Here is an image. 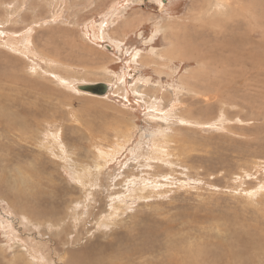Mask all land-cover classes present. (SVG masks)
<instances>
[{
  "label": "rangeland",
  "instance_id": "1",
  "mask_svg": "<svg viewBox=\"0 0 264 264\" xmlns=\"http://www.w3.org/2000/svg\"><path fill=\"white\" fill-rule=\"evenodd\" d=\"M237 1L0 0V264H264V0Z\"/></svg>",
  "mask_w": 264,
  "mask_h": 264
},
{
  "label": "bare ground",
  "instance_id": "2",
  "mask_svg": "<svg viewBox=\"0 0 264 264\" xmlns=\"http://www.w3.org/2000/svg\"><path fill=\"white\" fill-rule=\"evenodd\" d=\"M225 1V3H222L221 1H219V0H216V3H215V7H217V6H219V5H217V4H220L221 6H225L226 8H228L229 10H230V14H235V13H237V11H241V7L238 5V1L237 0H224ZM217 9H220V7H217ZM253 15V14H252ZM248 16V15H247ZM250 17V16H249ZM230 18H231V16H230ZM232 19V18H231ZM248 21H250V20H248ZM233 23V22H232ZM118 47V49H119V46H117ZM58 80H60L62 83L64 82L65 83V85H67V87L68 86H71L70 88H72V85H73V88L74 89H76L75 87H74V85L75 84H77V83H88V82H84V81H70V80H65V79H62V78H59V77H56ZM106 83H108V82H106ZM108 84H110V83H108ZM111 85V84H110ZM112 86V89H113V85H111ZM112 89H111V91H112ZM75 91V90H74ZM76 91H78L77 89H76ZM78 92H80V93H85V94H89V93H87V92H85V91H78ZM90 95H92V94H90ZM96 96V95H95ZM149 106V105H148ZM51 136V135H50ZM53 136V135H52ZM151 136V135H150ZM170 138V137H169ZM168 138V139H169ZM171 139V138H170ZM73 172V171H72ZM83 172V171H82ZM81 172V173H82ZM74 174H75V172H74ZM88 174H89V172H88ZM77 175V174H76ZM75 175V176H76ZM85 175V174H84ZM83 175V176H84ZM90 175V174H89ZM88 175V176H89ZM102 175H104V174H102ZM72 176V175H71ZM87 176V175H86ZM73 177V176H72ZM78 178V177H77ZM80 178V177H79ZM78 178V179H79ZM85 178V177H84ZM74 179V178H73ZM76 179V178H75ZM88 179V178H87ZM101 181V180H100ZM98 184V183H97ZM104 184V183H103ZM99 185V184H98ZM142 185V184H141ZM135 189V188H134ZM116 199V198H115ZM122 199V198H121ZM122 201H123V199H122ZM118 207H119V205H118ZM76 209V208H75ZM74 209V210H75ZM78 210V209H77ZM76 213V212H75ZM79 214V213H78ZM77 214V215H78ZM107 218V217H106ZM105 222L106 221H104V219L102 220V221H100V225L101 226H103L104 224H105ZM108 222V221H107ZM192 258V257H191ZM179 262H181V261H179ZM179 264V263H178ZM183 264V263H182ZM187 264V263H186Z\"/></svg>",
  "mask_w": 264,
  "mask_h": 264
},
{
  "label": "water",
  "instance_id": "3",
  "mask_svg": "<svg viewBox=\"0 0 264 264\" xmlns=\"http://www.w3.org/2000/svg\"><path fill=\"white\" fill-rule=\"evenodd\" d=\"M74 87L78 91H85L89 94L96 96H105L111 92L112 86L103 81L92 82V83H77Z\"/></svg>",
  "mask_w": 264,
  "mask_h": 264
}]
</instances>
